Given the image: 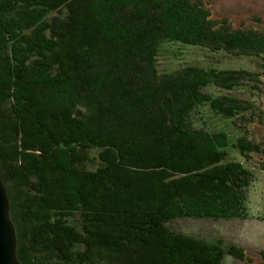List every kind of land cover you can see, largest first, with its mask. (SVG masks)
Here are the masks:
<instances>
[{"label":"trees","instance_id":"16d2710c","mask_svg":"<svg viewBox=\"0 0 264 264\" xmlns=\"http://www.w3.org/2000/svg\"><path fill=\"white\" fill-rule=\"evenodd\" d=\"M164 42L264 68V18L233 27L202 0H0V178L21 264L249 262L238 246L168 225L238 213L251 171L226 160L225 134L192 115L206 105L238 117L239 155L263 152L247 114L264 112L229 91L259 90L264 71L160 72Z\"/></svg>","mask_w":264,"mask_h":264},{"label":"rangeland","instance_id":"374dc122","mask_svg":"<svg viewBox=\"0 0 264 264\" xmlns=\"http://www.w3.org/2000/svg\"><path fill=\"white\" fill-rule=\"evenodd\" d=\"M209 8L214 18H224L233 27L250 26L254 18H264V0H202ZM261 61L251 56H232L223 51H209L206 48L185 45L176 42H164L158 49L156 57L157 69L160 72H172L185 65L215 68L219 70L245 69L260 73L264 71L259 65ZM261 78H263L261 76ZM256 86L255 84H252ZM207 93L217 95L226 91L207 86L203 89ZM230 94L244 98L264 112V86L256 90L249 86H241L229 91ZM197 114L192 115L194 124L208 131H219L226 136L224 148L226 160L238 161L251 171V179L245 187V200L235 217L226 219H193L174 218L168 225L170 229L191 235L207 242L219 241L223 247L235 245L240 247L249 258L247 264H263L258 252L264 253V121L262 115L255 119L249 115L248 139L260 142L263 152H251L250 159L244 161L234 146L236 138L241 135V129L235 127L242 120L225 118L213 113L206 105L198 107ZM255 120H254V119ZM234 123V125H233ZM241 126V124H240ZM95 151H89L88 157L95 156ZM88 166V165H87ZM10 184H6L9 189ZM4 190L5 185L3 184ZM7 198V196H6ZM8 205V200H7ZM9 206V205H8ZM9 217V207H8ZM15 214H14V213ZM18 209L11 211L15 223L21 228L26 227L25 221L20 224ZM243 215V216H242ZM242 216V217H241ZM15 236V235H14ZM222 264H243L242 262L224 255Z\"/></svg>","mask_w":264,"mask_h":264},{"label":"water","instance_id":"95a60500","mask_svg":"<svg viewBox=\"0 0 264 264\" xmlns=\"http://www.w3.org/2000/svg\"><path fill=\"white\" fill-rule=\"evenodd\" d=\"M6 192L0 178V264H21L15 257V236L8 217Z\"/></svg>","mask_w":264,"mask_h":264}]
</instances>
